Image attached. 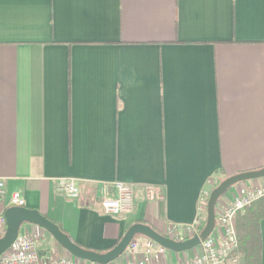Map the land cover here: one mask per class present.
Wrapping results in <instances>:
<instances>
[{
  "label": "crops",
  "instance_id": "crops-1",
  "mask_svg": "<svg viewBox=\"0 0 264 264\" xmlns=\"http://www.w3.org/2000/svg\"><path fill=\"white\" fill-rule=\"evenodd\" d=\"M263 167L264 0H0V216L20 192L105 253L134 224L202 225V197ZM62 180L91 198L67 199ZM114 183L131 185L132 213H103ZM37 246L66 254L44 231ZM198 252L165 250L163 263Z\"/></svg>",
  "mask_w": 264,
  "mask_h": 264
},
{
  "label": "built area",
  "instance_id": "built-area-1",
  "mask_svg": "<svg viewBox=\"0 0 264 264\" xmlns=\"http://www.w3.org/2000/svg\"><path fill=\"white\" fill-rule=\"evenodd\" d=\"M57 191L67 199L74 201L81 200L84 195L91 198L93 194L88 190L82 191L73 180L60 181ZM5 193V184L0 179V200L4 198ZM207 198L202 197L201 199L200 219L201 216H206ZM262 199H264V185L247 187L242 184L235 187L232 201L220 209L214 230L206 240L200 243L199 252L191 259L176 264H226L231 261L230 257L237 248L236 215ZM99 204L103 213L108 216L132 213L134 195L131 185L114 183L111 193L104 194L99 199ZM9 205L19 208L25 206L20 192L15 191L10 194ZM202 225L199 219L192 227L167 224L162 235L180 242L197 235ZM23 226L20 227L16 239L9 248L0 255V264H78V260L68 254L60 255L58 248L49 249L46 252L40 251L37 245L42 240V229ZM5 228L4 217L0 216V237L4 234ZM164 251L165 249L149 239H133L123 253L124 259L117 260L116 264H164Z\"/></svg>",
  "mask_w": 264,
  "mask_h": 264
},
{
  "label": "water",
  "instance_id": "water-1",
  "mask_svg": "<svg viewBox=\"0 0 264 264\" xmlns=\"http://www.w3.org/2000/svg\"><path fill=\"white\" fill-rule=\"evenodd\" d=\"M264 178V167L244 173H239L223 180L209 195L206 203V220L203 228L197 234L184 241L176 242L149 226L143 224L132 225L114 247L105 253L86 250L73 243L68 235L63 233L56 224L41 215L38 211L27 208L8 207L4 212L5 232L0 237V255L5 252L16 239L20 227L23 225L36 226L45 231L54 242L69 256L79 261L92 264H111L123 255L129 243L136 237L142 236L149 239L167 251L182 253L190 251L206 240L214 230L216 223L215 205L218 199L232 186L239 183L254 181Z\"/></svg>",
  "mask_w": 264,
  "mask_h": 264
},
{
  "label": "trees",
  "instance_id": "trees-1",
  "mask_svg": "<svg viewBox=\"0 0 264 264\" xmlns=\"http://www.w3.org/2000/svg\"><path fill=\"white\" fill-rule=\"evenodd\" d=\"M260 201L261 200L244 209L242 216H237L235 222L237 248L230 259H235L236 257H238V255H242L244 257L245 264H260L259 223L263 218ZM53 223L56 224L63 233H65L59 224L55 222ZM204 223L205 221H203L202 227L204 226ZM71 241L77 244L73 239H71Z\"/></svg>",
  "mask_w": 264,
  "mask_h": 264
},
{
  "label": "rangeland",
  "instance_id": "rangeland-1",
  "mask_svg": "<svg viewBox=\"0 0 264 264\" xmlns=\"http://www.w3.org/2000/svg\"><path fill=\"white\" fill-rule=\"evenodd\" d=\"M255 181H259V180H254V181H248V182H244V183H239V184H237V185H234V186H232V187H230L219 199H218V201H217V203H219L220 202V200H225V199H227L232 193H234V190H235V187H237V186H240V185H242V184H245V183H252V182H255ZM208 199V198H207ZM216 203V204H217ZM204 221L206 220V216L204 217V219H203ZM203 224V223H202ZM203 227H201V229H202ZM201 231V230H200ZM45 232V231H44ZM46 233V232H45ZM49 236V235H48ZM199 247V246H198ZM197 248V247H196ZM122 259H124V256L122 255V256H120L117 260H122Z\"/></svg>",
  "mask_w": 264,
  "mask_h": 264
}]
</instances>
